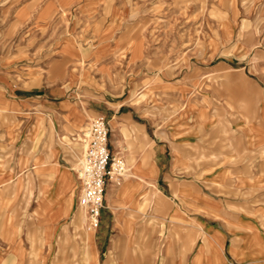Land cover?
<instances>
[{
    "label": "rangeland",
    "instance_id": "374dc122",
    "mask_svg": "<svg viewBox=\"0 0 264 264\" xmlns=\"http://www.w3.org/2000/svg\"><path fill=\"white\" fill-rule=\"evenodd\" d=\"M260 86L264 87V0H0L1 262L15 264V255L21 253V264L120 263L118 256L107 253L113 233L103 234L101 216L98 226L88 229L80 187L65 219L46 217L45 236L36 177H23L34 167L19 163L25 139L34 135L32 125H39L37 145L46 150L48 131L55 133L54 124L64 112L67 126L75 113L80 120L86 118L75 130L56 134L57 165L76 180L86 151L85 135L94 120L102 118L86 111L108 103L117 110L129 103L137 114H148L154 126L177 127L178 140H190L183 144L192 154L184 159L183 178L200 181L204 192L216 197L213 168L226 161L217 150L236 156V165L246 158L254 164L260 156L259 150L243 148L238 139L231 141L240 123L254 121L249 117L258 112ZM205 95L215 100L209 103ZM257 194L253 191L244 200L255 209L251 218L261 224L264 198ZM237 210L242 216L249 212ZM215 222V215L208 213L210 244L221 231ZM226 229L223 234H236ZM11 231L16 233L13 240L6 236ZM90 232L87 246L84 236ZM263 233L264 229L262 237ZM197 236L191 237L188 252L203 240L204 235ZM166 237L161 235L160 243ZM228 243L232 247L233 241Z\"/></svg>",
    "mask_w": 264,
    "mask_h": 264
},
{
    "label": "crops",
    "instance_id": "0c3cea01",
    "mask_svg": "<svg viewBox=\"0 0 264 264\" xmlns=\"http://www.w3.org/2000/svg\"><path fill=\"white\" fill-rule=\"evenodd\" d=\"M61 90L60 92L64 93L63 89ZM258 95L255 100L258 102V112L256 115L250 114L249 117L254 121L251 124L240 123L241 127H238L235 138L232 135L231 141L234 143L235 139H238L243 148L259 150L260 156L254 159V164L246 158L243 165H236V156H231L230 152H222V149L217 150V155L222 153L223 160L226 161L213 168L211 184L216 197L208 196L200 181L183 178L187 170L184 159L192 154L185 152L183 146L184 142L189 143L190 140H178L180 133L177 127H174L175 130H168L154 126L147 118L148 114H137L135 107H130L133 105L129 103H122L117 110L108 103L107 107L86 111L89 116L108 118L111 132L109 148L114 157L121 158L127 164V173L123 178L108 181L104 209L101 211L103 234L109 230L113 233L111 249L107 253L118 256L119 264H264V237L260 234L264 229V220L261 224H256L251 218L253 216H250L255 214V209L248 206V201L244 200L253 191H257V195L264 198L263 86H260ZM205 96L211 100L209 103L215 100ZM242 99L244 98L240 100ZM66 106L67 104L58 106L57 109L61 110ZM68 113L71 117V108ZM210 113H214L213 110ZM75 114L69 126L66 124L67 112L66 115L64 112L63 116H59L57 121L55 118V133L48 131L49 141L44 144L50 148L46 150L37 145L39 125H32L34 135L25 139L26 147L20 157L21 166L36 169L27 170L23 177H36L37 186L34 190L36 195L41 197L42 203L38 205V212L45 216L40 223L46 237L49 232L47 218L55 219V222L65 219L66 214L73 208L78 187L79 195L81 194L82 186L78 175L75 180L69 172L62 171L57 165V132L65 134L66 130L73 131L87 121L82 114L81 120ZM237 117L243 118L241 114ZM227 119L226 116L225 120ZM51 147H54V151ZM252 168L256 170L255 175L250 172ZM237 208L250 213L245 212V216H242ZM261 209L264 214V207ZM208 213L215 215V226L221 230L218 232L221 235H216V241L211 237L214 244L209 243L205 223ZM225 227L226 231H234L236 234H233L232 238L223 234ZM15 234L11 231L6 233V236L13 240ZM91 234L92 232L84 236L87 246L92 239ZM163 234L167 236L164 244L159 241ZM194 235H198L199 239L203 235L204 237L203 240L197 241L193 252H188L191 248V237ZM229 239L233 241L232 247L228 243ZM22 257L21 253L16 254L12 263L16 260L15 264H21L17 261H21ZM0 263L6 264L2 263L1 259Z\"/></svg>",
    "mask_w": 264,
    "mask_h": 264
},
{
    "label": "built area",
    "instance_id": "2783aa9c",
    "mask_svg": "<svg viewBox=\"0 0 264 264\" xmlns=\"http://www.w3.org/2000/svg\"><path fill=\"white\" fill-rule=\"evenodd\" d=\"M87 132V146L79 163L78 177L82 185L80 207L86 211L88 227L92 229L99 224L108 181L123 178L127 167L121 158L111 153V132L106 118L94 120Z\"/></svg>",
    "mask_w": 264,
    "mask_h": 264
},
{
    "label": "bare ground",
    "instance_id": "6f19581e",
    "mask_svg": "<svg viewBox=\"0 0 264 264\" xmlns=\"http://www.w3.org/2000/svg\"><path fill=\"white\" fill-rule=\"evenodd\" d=\"M88 135H89V134L87 133L86 136H88ZM78 178H79V177H78ZM68 189H69V188H68ZM88 228H89V227H88ZM92 229H93V228H92ZM92 229L90 228V230H92ZM10 235H11V234H10Z\"/></svg>",
    "mask_w": 264,
    "mask_h": 264
}]
</instances>
